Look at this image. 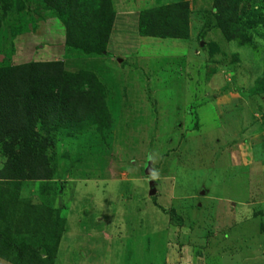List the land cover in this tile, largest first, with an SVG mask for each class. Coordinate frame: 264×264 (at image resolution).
Instances as JSON below:
<instances>
[{"label":"rangeland","instance_id":"rangeland-1","mask_svg":"<svg viewBox=\"0 0 264 264\" xmlns=\"http://www.w3.org/2000/svg\"><path fill=\"white\" fill-rule=\"evenodd\" d=\"M173 1L113 0L108 52L81 55L49 1L0 0V67L92 70L107 104L101 123L40 124L47 143L30 146L52 174L2 181L0 231L13 236L0 264L33 250L52 264H264V0L239 5L243 44L224 35L215 0H188L186 36L142 35V10Z\"/></svg>","mask_w":264,"mask_h":264},{"label":"trees","instance_id":"trees-1","mask_svg":"<svg viewBox=\"0 0 264 264\" xmlns=\"http://www.w3.org/2000/svg\"><path fill=\"white\" fill-rule=\"evenodd\" d=\"M47 1L65 26V42L69 52L81 55L108 52L107 43L115 18L113 0ZM241 1L215 0V8L217 23L224 35L229 40L238 37L243 44L246 36L243 16L239 17ZM189 9L188 0H176L144 9L140 14L139 32L147 36H186ZM251 16L258 15L253 12ZM255 90H264V63ZM106 109L104 85L92 70L69 71L63 60H31L0 67V149L2 147L8 152V160L0 168V218L7 212L2 202L8 198L7 192H4L5 182L19 185L22 179H50L52 170L45 148L37 153L30 146L37 142L42 146L47 143L46 138L39 139L40 124L77 127L84 120L101 123ZM19 140L25 142L26 147L22 153L16 154L14 147ZM11 198L13 202L17 201L16 195ZM12 236L10 228L0 231V255L5 246L9 247L8 239ZM59 243L54 244L53 252ZM49 256L44 259L33 250L25 257L17 256L15 260L17 264H52V255Z\"/></svg>","mask_w":264,"mask_h":264},{"label":"water","instance_id":"water-1","mask_svg":"<svg viewBox=\"0 0 264 264\" xmlns=\"http://www.w3.org/2000/svg\"><path fill=\"white\" fill-rule=\"evenodd\" d=\"M154 192H155V188L152 189V193H154Z\"/></svg>","mask_w":264,"mask_h":264}]
</instances>
